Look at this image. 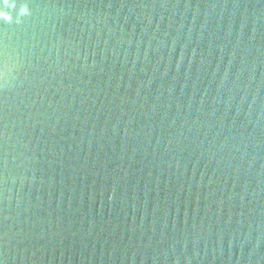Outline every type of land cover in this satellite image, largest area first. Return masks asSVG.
<instances>
[{"label": "water", "instance_id": "water-1", "mask_svg": "<svg viewBox=\"0 0 264 264\" xmlns=\"http://www.w3.org/2000/svg\"><path fill=\"white\" fill-rule=\"evenodd\" d=\"M0 264H264V0H0Z\"/></svg>", "mask_w": 264, "mask_h": 264}]
</instances>
